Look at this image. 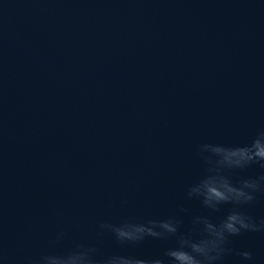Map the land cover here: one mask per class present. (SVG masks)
<instances>
[{"label": "water", "instance_id": "obj_1", "mask_svg": "<svg viewBox=\"0 0 264 264\" xmlns=\"http://www.w3.org/2000/svg\"><path fill=\"white\" fill-rule=\"evenodd\" d=\"M260 148L264 0H0V264H264Z\"/></svg>", "mask_w": 264, "mask_h": 264}, {"label": "clouds", "instance_id": "obj_2", "mask_svg": "<svg viewBox=\"0 0 264 264\" xmlns=\"http://www.w3.org/2000/svg\"><path fill=\"white\" fill-rule=\"evenodd\" d=\"M260 141H261V139H257V140L255 141L254 146H259ZM215 151H216V152H220L221 149L217 148V149H215ZM256 158L264 159V148H260L259 151H257V152H255V153H253L252 155L248 156V159H249L250 161H252V160H254V159H256ZM209 191H210L214 196H216V197H218V198H220V199H225V198L222 196V194H221L220 192L216 191V189L211 188V189H209ZM249 199H251V197H249ZM228 221H229V222H227V223L224 225V227H225L230 233H232V234L238 233L239 230H240L239 228L236 227V224H237V223H239L240 228H247V227H248V225L245 224V223L243 222V220H242L241 218L237 217L236 215H230V216L228 217ZM161 226L164 227V228H166V229H168V231H170V232H174V231H175V228L169 226L168 224H163V225H161ZM142 231H143V229H142ZM117 232H118V235H119L121 238H125V237H127V238H129V239H134V238H135V237H132V236H128V235H127L125 232H123V231H119V230H117ZM148 232H149L151 235H159L158 233L153 232L152 229H148ZM168 255H169L170 257H172L173 259H175V260H179V261H181V262H183V261H189L190 264H198V261H196V259H195L194 257H192L191 254H189L188 252H185V251H177V250H174V251H170V252L168 253ZM243 255H244L245 257H247L249 254H248V253H244ZM157 264H160V262L157 261Z\"/></svg>", "mask_w": 264, "mask_h": 264}]
</instances>
